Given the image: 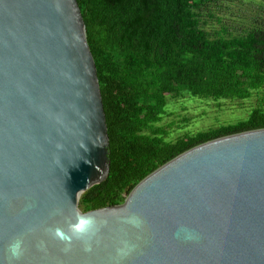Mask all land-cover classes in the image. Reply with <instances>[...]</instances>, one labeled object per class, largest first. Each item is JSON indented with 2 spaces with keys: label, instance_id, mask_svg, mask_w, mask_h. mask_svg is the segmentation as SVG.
I'll list each match as a JSON object with an SVG mask.
<instances>
[{
  "label": "water",
  "instance_id": "95a60500",
  "mask_svg": "<svg viewBox=\"0 0 264 264\" xmlns=\"http://www.w3.org/2000/svg\"><path fill=\"white\" fill-rule=\"evenodd\" d=\"M109 145L78 0H0V264H264V128L199 144L85 212ZM79 216L95 221L81 238Z\"/></svg>",
  "mask_w": 264,
  "mask_h": 264
},
{
  "label": "trees",
  "instance_id": "16d2710c",
  "mask_svg": "<svg viewBox=\"0 0 264 264\" xmlns=\"http://www.w3.org/2000/svg\"><path fill=\"white\" fill-rule=\"evenodd\" d=\"M217 1L78 0L110 141L109 174L81 194L83 211L123 203L142 179L199 144L264 128V17L236 33L216 29L208 17ZM184 93L258 103L246 117L173 139L162 122L170 97Z\"/></svg>",
  "mask_w": 264,
  "mask_h": 264
},
{
  "label": "rangeland",
  "instance_id": "374dc122",
  "mask_svg": "<svg viewBox=\"0 0 264 264\" xmlns=\"http://www.w3.org/2000/svg\"><path fill=\"white\" fill-rule=\"evenodd\" d=\"M215 17H208L209 25L216 29L236 33L243 27L253 22L254 19L264 17V6L259 0H218L212 6ZM218 18L223 23H218ZM255 97L246 100H221L200 98L188 93L171 96L167 105L168 115L162 124L171 125L170 138H176L186 132L195 133L203 129L229 123L246 117L251 108L256 105Z\"/></svg>",
  "mask_w": 264,
  "mask_h": 264
},
{
  "label": "clouds",
  "instance_id": "9594fccd",
  "mask_svg": "<svg viewBox=\"0 0 264 264\" xmlns=\"http://www.w3.org/2000/svg\"><path fill=\"white\" fill-rule=\"evenodd\" d=\"M95 221L91 217L79 216L78 222L72 228L73 236L81 238L90 233L94 227ZM63 239L70 240L71 237H65L64 234L57 230L55 233ZM127 247V246H126ZM90 250V249H89ZM9 253L12 259H18L22 253L21 241L17 240L9 246Z\"/></svg>",
  "mask_w": 264,
  "mask_h": 264
}]
</instances>
